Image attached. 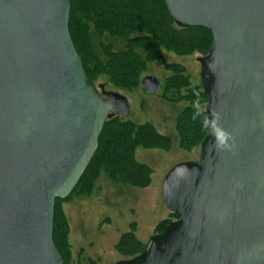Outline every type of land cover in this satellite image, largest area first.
Here are the masks:
<instances>
[{"label":"water","instance_id":"1","mask_svg":"<svg viewBox=\"0 0 264 264\" xmlns=\"http://www.w3.org/2000/svg\"><path fill=\"white\" fill-rule=\"evenodd\" d=\"M164 1L178 22L212 33L197 56L206 109L235 147L217 150L207 133L186 174L170 168L163 197L179 217L112 264H264V0ZM69 12L70 0H0V264H64L55 198L73 190L106 117L129 112L123 92L86 73ZM140 85L159 80L147 73Z\"/></svg>","mask_w":264,"mask_h":264},{"label":"trees","instance_id":"2","mask_svg":"<svg viewBox=\"0 0 264 264\" xmlns=\"http://www.w3.org/2000/svg\"><path fill=\"white\" fill-rule=\"evenodd\" d=\"M69 31L81 56L83 67L96 83L104 77L118 89L141 86L140 80L147 64L163 57V50L176 54H206L212 44V33L203 25L178 22L169 13L164 0H70ZM171 70L164 75L159 96L168 102L185 101L177 110L174 127L177 145L186 150L200 143L206 131L200 121H193L191 102L199 93L206 108L208 94L200 83H192L183 63L165 62ZM98 85V84H97ZM170 134L160 131L150 121H136L118 114L106 117L95 151L73 190L64 198L56 197L53 215V241L64 264H101L92 256H76L69 240V222L61 201L72 194H90L97 178L103 174L112 181L144 188L151 182L152 166L139 160L138 146L169 150ZM179 213H170L158 220L155 232H161ZM109 219V218H108ZM115 242L120 258L139 253L145 242L135 233L136 221L131 220Z\"/></svg>","mask_w":264,"mask_h":264},{"label":"rangeland","instance_id":"3","mask_svg":"<svg viewBox=\"0 0 264 264\" xmlns=\"http://www.w3.org/2000/svg\"><path fill=\"white\" fill-rule=\"evenodd\" d=\"M168 61L183 63L192 83H200L202 85L203 82H206L203 73L204 66L196 58V53L176 54L167 50H163L161 59L149 62L144 71V74L150 73L158 78L159 87L155 91H148L142 86L133 89H118L109 83H104V77H100L96 81L98 85L103 83V89H101L104 92L119 90L127 96L129 112L124 116L125 118L136 121L150 120L160 131L168 133L172 137V144L169 150L144 148L141 146L136 148V157L152 166V178L148 186L137 188L119 182L109 183L115 182L111 179L110 181H105L109 185H98L96 180L93 189L95 192L90 198L85 199L88 201H85L82 207L77 206L75 208L73 206L72 218L77 213L86 215L84 236L98 239L96 241L99 244L97 243L92 250L99 254L101 264H112L117 258L122 257L114 244L120 233L129 228L131 220L136 221L135 233L137 237L144 242L150 238L156 222L170 213V209L163 197V184L166 174L170 168L180 163L185 167L184 173L186 174V171L188 172L186 166L192 165L191 163L199 158L200 146H194L192 149L186 150L177 145L174 118L177 110L185 101L168 102L163 100L158 94L164 75L171 71L165 67V62ZM80 196L81 194L79 195L78 193L72 194L68 199L61 201L60 205L65 211L64 206L67 205L69 208V206L74 204L73 200L77 197L80 198ZM100 215H107L109 219L108 221L105 220L104 229L98 232L92 224L96 217ZM76 230L79 232L78 224ZM74 239L76 240L75 237ZM74 245L76 247V244Z\"/></svg>","mask_w":264,"mask_h":264},{"label":"crops","instance_id":"4","mask_svg":"<svg viewBox=\"0 0 264 264\" xmlns=\"http://www.w3.org/2000/svg\"><path fill=\"white\" fill-rule=\"evenodd\" d=\"M105 181H110V179L108 177H106L105 175H103V174H101L97 178V184L98 185H109V183H116V182L107 183ZM94 192H95V190H93L89 195H84V196L81 195L80 198H78V197L75 198L73 200L74 204L69 206V208H68L67 205L64 206L65 211H66V215L68 217V222H69V240H70V243H71V246H72V249H73L74 256H76L77 253L79 252L80 248H82L81 249L82 252H80V255H81V258H83V259L86 258L87 256H92V257L99 258V254H97L95 250H92V248L94 246H96V244L98 243L96 241L98 239L97 238L96 239L95 238H91V237L88 238V236H84L83 231H84V228L86 227V225H85L86 224V215H84V214L83 215H81V214L79 215L77 213V215L75 216V214H74V216L72 218V215H73L72 212H73V209H74L73 206H75V208L77 206L78 207H82L83 204L85 203V201H88V200H85V199L90 198L91 195ZM105 220L108 221L107 215H103V216L100 215L99 217L97 216L96 219L94 220L92 226L95 229H97L98 232H101V230H103L104 227H105ZM77 224L79 225V232L76 230L77 229ZM74 237L76 238V240L74 239ZM78 238H79V240H78ZM80 241H83V242H80ZM74 244H76V247H75Z\"/></svg>","mask_w":264,"mask_h":264},{"label":"clouds","instance_id":"5","mask_svg":"<svg viewBox=\"0 0 264 264\" xmlns=\"http://www.w3.org/2000/svg\"><path fill=\"white\" fill-rule=\"evenodd\" d=\"M196 99L191 102V107L194 109L191 119L200 121L202 130L213 137L212 146L220 151H231L235 147L234 134L226 129L222 124L221 114L215 109H206L202 106L199 98V93H196Z\"/></svg>","mask_w":264,"mask_h":264},{"label":"flooded vegetation","instance_id":"6","mask_svg":"<svg viewBox=\"0 0 264 264\" xmlns=\"http://www.w3.org/2000/svg\"><path fill=\"white\" fill-rule=\"evenodd\" d=\"M118 259H120V258H118Z\"/></svg>","mask_w":264,"mask_h":264}]
</instances>
